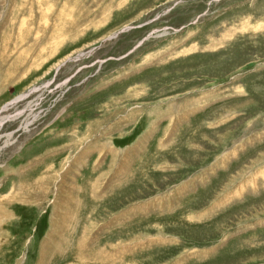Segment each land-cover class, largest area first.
Masks as SVG:
<instances>
[{"label":"rangeland","instance_id":"1","mask_svg":"<svg viewBox=\"0 0 264 264\" xmlns=\"http://www.w3.org/2000/svg\"><path fill=\"white\" fill-rule=\"evenodd\" d=\"M3 39L0 264H264V0H0Z\"/></svg>","mask_w":264,"mask_h":264},{"label":"bare ground","instance_id":"2","mask_svg":"<svg viewBox=\"0 0 264 264\" xmlns=\"http://www.w3.org/2000/svg\"><path fill=\"white\" fill-rule=\"evenodd\" d=\"M42 1V0H41ZM45 1V0H44ZM47 2V1H46ZM51 2V1H50ZM41 3H43V2H41ZM42 5V4H41ZM44 5H45V3H44ZM66 7V6H65ZM43 8V7H42ZM45 8V7H44ZM46 10H42V12L40 13V15H41V17H42V14H46V16L48 15V13H50V10H51V6H49L48 5V7L47 8H45ZM53 12L54 11H52L51 12V14H53ZM64 14V13H63ZM62 14V15H63ZM59 19H61V16H58L57 17V19H56V21H54V27H55V33H56V35H57V27H58V24H56L57 23V21L59 20ZM40 21V20H39ZM22 23H23V26H24V24H25V20H22L21 21ZM21 25V24H20ZM39 25V24H38ZM37 25V26H38ZM4 27H6V26H4ZM21 28V29H20ZM20 28H19V30H21L20 31V33L22 34L23 32V27H21L20 26ZM52 30H54L53 28H52ZM60 30V29H59ZM26 33H28V32H26ZM31 33V32H30ZM51 34H52V32H51ZM23 35V34H22ZM32 35H33V33H31L30 34V37H32ZM51 36V35H50ZM13 38H15V35H13ZM36 39H38V38H36ZM51 39V38H50ZM49 41V40H48ZM53 41H54V39H53ZM8 43V41L7 40H2V41H0V79L1 80H3L4 81V79L6 78V77H8V76H10L11 78H12V76H13V74L15 75V77H16V75L19 73V71L21 72V70H22V68H23V50H20L19 51V53L18 54H16L13 50H8V48H9V45L7 44ZM40 45H42V47H43V43H39ZM47 44V43H46ZM54 44H55V42H54ZM8 47V48H7ZM18 47V46H17ZM16 47V48H17ZM23 48V44H21V47L20 48H18V50L19 49H22ZM45 48V47H44ZM44 51V50H43ZM14 55V56H13ZM14 61V63L16 64H14L12 61ZM20 64V65H19ZM20 66V67H19ZM7 82H9V79L7 80ZM7 86V85H6ZM6 86L4 85L3 86V84H0V92L1 91H3L4 90V88H6ZM6 90V89H5ZM27 97V96H26ZM23 98H25V96H22V97H20V98H18V101H20V100H22ZM16 101V100H15ZM13 106V105H12ZM8 107V106H7ZM8 108H6L5 109V111L7 110ZM20 114L21 113H18V114H16L15 116H1L0 115V130H1V128H3V125L5 124V123H7V122H9V121H12V120H15V119H17L19 116H20ZM22 115V114H21ZM2 136H0V140L2 139L1 138ZM9 137V136H8ZM9 139V138H8ZM23 176V175H22ZM48 179V178H47ZM43 180V179H42ZM41 182V181H40ZM44 184V183H43ZM39 185H40V183H39ZM18 186V187H17ZM40 186H42V184L40 185ZM14 189H13V193L11 194V195H13V196H15L16 197V195L18 194V192L16 191L17 190V188H23V182H21V183H18V185H15V187H13ZM26 188V187H25ZM26 190V189H25ZM24 190V191H25ZM21 191V190H20ZM23 191V192H24ZM26 193V192H25ZM30 200V199H29ZM22 201V200H21ZM0 202H1V200H0ZM2 202L3 203H5L6 202V204L7 203H9L6 199L5 200H2ZM18 202H20V201H18ZM27 202V201H26ZM5 204V205H6ZM158 206V205H157ZM5 212V210L4 209H2V210H0V219L1 218H3V213ZM77 223V222H76ZM76 223H74L73 225V227H72V230H73V228H74V231H75V226H76ZM77 230V229H76ZM74 231L71 233V234H67L68 235V238L67 239H70L69 240V243H70V245H73V240H74ZM67 232V231H66ZM65 233V232H64ZM83 233H85V231L83 232ZM60 237V236H59ZM76 241V240H75ZM82 243H84V242H82ZM81 242L79 243V245H81L82 244ZM59 245H61V244H59ZM86 246V245H85ZM91 250H93V248L91 249V247L89 246L87 249H86V251H90L91 252ZM76 251H80L81 253H80V256H82L83 254H86L85 252V250H84V247H83V244L81 245V247H79L78 248V250H76ZM100 253V252H99ZM46 254V253H45ZM77 254V253H76ZM88 254V253H87ZM95 255H97V253H94ZM65 255V254H64ZM44 255H40V257H41V259H40V261H39V263L38 264H49L50 262H45V259L47 260V258H45V256L43 257ZM88 257H89V255H87ZM92 256V255H91ZM108 257V256H107ZM77 259H79V258H77ZM80 262H82V260H80Z\"/></svg>","mask_w":264,"mask_h":264}]
</instances>
